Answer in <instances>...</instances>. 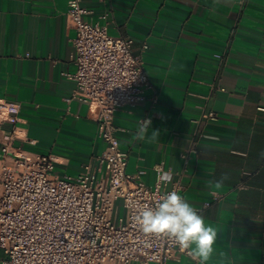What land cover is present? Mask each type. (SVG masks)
<instances>
[{
  "label": "crops",
  "instance_id": "1",
  "mask_svg": "<svg viewBox=\"0 0 264 264\" xmlns=\"http://www.w3.org/2000/svg\"><path fill=\"white\" fill-rule=\"evenodd\" d=\"M67 2L0 0V100L20 107L15 146L29 158L52 154L57 176L81 173L105 150L97 109L74 98ZM82 6L91 22L110 14V35L133 40L151 82L141 102L115 115L127 172L149 187L160 179L163 192L177 189L206 224L223 229L208 264H264V0ZM149 118L146 139L136 140ZM11 127L0 122V134ZM152 130L159 135L149 143ZM224 174L230 178L221 189L208 187ZM166 264L197 262L179 255Z\"/></svg>",
  "mask_w": 264,
  "mask_h": 264
},
{
  "label": "built area",
  "instance_id": "2",
  "mask_svg": "<svg viewBox=\"0 0 264 264\" xmlns=\"http://www.w3.org/2000/svg\"><path fill=\"white\" fill-rule=\"evenodd\" d=\"M83 1L67 2L75 31L71 79L74 98L98 111L105 150L81 173L57 176L52 154L29 158L15 146L20 107L0 100V122L12 124L0 134V264H166L179 255L190 257L171 240L145 235L135 223L137 205L155 207L162 196L178 191L163 192L160 179L149 187L139 174L127 172L115 115L141 102L151 82L142 58L132 52L133 40L110 35L109 13L89 21ZM206 117L217 119L214 113ZM196 149L195 141L190 152ZM120 207L124 218H118Z\"/></svg>",
  "mask_w": 264,
  "mask_h": 264
},
{
  "label": "clouds",
  "instance_id": "3",
  "mask_svg": "<svg viewBox=\"0 0 264 264\" xmlns=\"http://www.w3.org/2000/svg\"><path fill=\"white\" fill-rule=\"evenodd\" d=\"M151 124V118L142 120L134 138L144 141ZM158 135V131L152 130L147 142L151 143ZM229 178L224 174L219 180L210 181L208 187L219 190ZM212 194L215 196L216 192L213 191ZM135 223L147 236L173 241L181 250L187 251L197 264H208L218 254L217 239L218 234L223 233V229L213 224H206L204 216L176 191L162 196L155 207L146 204L137 205ZM219 255L224 254L219 253Z\"/></svg>",
  "mask_w": 264,
  "mask_h": 264
},
{
  "label": "rangeland",
  "instance_id": "4",
  "mask_svg": "<svg viewBox=\"0 0 264 264\" xmlns=\"http://www.w3.org/2000/svg\"><path fill=\"white\" fill-rule=\"evenodd\" d=\"M125 217V211L122 207H120V210L118 211V218Z\"/></svg>",
  "mask_w": 264,
  "mask_h": 264
}]
</instances>
